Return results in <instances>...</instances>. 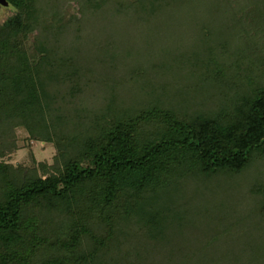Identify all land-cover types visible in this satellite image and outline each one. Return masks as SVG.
<instances>
[{"label": "trees", "instance_id": "obj_1", "mask_svg": "<svg viewBox=\"0 0 264 264\" xmlns=\"http://www.w3.org/2000/svg\"><path fill=\"white\" fill-rule=\"evenodd\" d=\"M7 1L0 20V133L23 127L29 140L53 144L57 153L52 169L40 164L42 173L0 160V264H143L144 249L128 243L133 227L144 242H161L184 223L176 205L186 180L230 178L264 156V0L228 3L215 31L209 24L221 0H148L149 6L138 0L136 8L163 25L140 18L126 32L141 27V40L157 38L155 27L168 34L161 39L170 45L165 59L184 66L191 80L182 100L167 98L168 82L141 87L146 96L130 105L119 104L118 81H109L119 77H110L119 55L109 47L117 28L125 32L116 23H126L125 15L88 35L75 28L76 12L77 23L60 22L67 0ZM109 1L84 0L82 8L98 11ZM170 2L179 8L166 13ZM102 35L109 39L103 49ZM78 37L83 41L75 44ZM132 42L122 44L121 58L132 55ZM135 73L145 71L131 68L122 80L135 81ZM103 82L109 94L100 109L80 101L85 89ZM204 95L215 107L207 108ZM16 148L15 140L5 142L0 157ZM219 233L211 232L205 247L225 231ZM251 249V263L259 264L264 244ZM203 262L211 264V255Z\"/></svg>", "mask_w": 264, "mask_h": 264}, {"label": "rangeland", "instance_id": "obj_2", "mask_svg": "<svg viewBox=\"0 0 264 264\" xmlns=\"http://www.w3.org/2000/svg\"><path fill=\"white\" fill-rule=\"evenodd\" d=\"M137 2L138 0H122L123 6H118L116 0H110L104 7L92 12V10H83L82 5L84 4V0H67L62 9L60 8V15L62 16L60 22H63L64 26L67 22L77 23L78 21L76 22L71 19V14L76 12L80 20L75 25V28L78 25L82 26V31H88L86 33L89 35L90 31L94 29L96 31L108 29L109 26H112L113 22H116L114 18L120 19L125 15L126 23L119 20L116 22L118 26L124 25L125 32L122 31V28H117L118 30L113 35H116V38L110 40L111 42L114 41L115 45L111 43L109 47L110 51H116L119 55L116 58V68H118L113 71L115 75L111 73L110 76L114 77L118 75L119 77L116 80H109L115 84V81H118L116 93L119 104H135L140 96H146L141 87L148 88L149 90L151 86L156 85L158 89L159 85H168V82H172V84L168 86L167 98L169 100H182L180 93L191 80L187 76L188 70L184 66L177 69V64L174 68L173 58L165 59L164 55H166L165 53L170 45L166 44L167 42H161V39H169V35H164L163 32L157 31L156 27L160 26V24L163 25L160 23L159 17L149 14L147 19L148 13L146 14L139 8H136ZM232 2L234 3L232 4ZM220 3H223V5H219L217 8L221 7V9L215 12V16L211 18V24H209L211 27H214L213 31L218 27L220 28V16L223 17L224 10L229 8L227 4L230 3L231 6L235 7L236 2L235 0H221ZM146 6H149L148 0L146 1ZM164 6H166V8L164 7L167 11L166 13L171 12L173 8H179L175 7V2H170L168 6L166 4ZM220 10L224 12L222 13ZM7 13L8 10L5 5L0 3V20ZM151 17L153 18L151 19ZM140 18H146L148 21L151 20L150 23L155 24L158 40L155 37H149L148 40L145 37L143 38L144 41L141 40L139 38V35L142 33V31H139L142 30L141 27L136 28L138 29L137 31L133 29L135 31L126 32V29L129 27L128 24H132V21ZM153 24L151 25L153 26ZM168 31L170 32L169 29ZM131 33L137 35V38L141 40L140 42L144 46L136 42L133 43L134 39L132 38L135 36L132 35L130 37L129 34ZM67 34L69 35L68 38H74L72 36L74 34L73 31H68ZM102 40L103 49V45L109 39L104 36ZM102 40L100 39L101 42ZM129 40H131V45H133L132 55L126 56L127 59L121 58V55H124L125 52L122 44H127ZM81 41H83L82 38L79 39L78 37L73 42L79 44ZM136 45L139 47L137 46L136 48ZM166 61L170 64H167ZM158 65L159 68L156 67ZM160 65H171L170 67L172 68L167 73L162 70ZM135 67L144 70L145 74L140 76L138 73H135L136 80L133 82L122 80V77L127 78V73L131 68ZM178 75L179 78L176 80V76L178 77ZM141 93L143 95H140ZM106 94H109V90L105 82H103L100 88L91 87L85 89V92L80 96V101L86 102L88 106L95 107L97 110L102 107ZM200 98L202 101L207 102V108L215 107L216 100H212L210 96L204 95ZM11 131L12 134L10 135L0 133V146L9 140H15L17 148L14 152H7L3 157H0V160L12 164L14 168L21 166L32 168L35 166L39 170V173L43 171L40 166L41 163L47 164L48 167L51 166L52 169V166L56 163L55 155L57 153V149L53 144L29 140L28 133L23 127H15ZM183 185L176 205L179 212H184V223L182 225H174L166 232L164 240L156 244L144 242L142 237L136 236L134 233L137 231L134 227L128 235V243L141 246L144 249L147 260L143 264H151V262L153 264H206L203 262L205 255H211V264H222L224 258L227 260V263L233 261V264H235L236 261H240L241 264H252L250 261L251 248L261 242L264 244V156L258 157L247 168L233 177L218 176L210 181H203L202 179L192 177L186 180ZM198 192L204 193L206 198L198 195ZM211 224L214 225L212 226ZM217 231H220V233L225 231V234L219 233L220 238L217 242L214 245L210 244L208 247H205L211 235L213 233L216 234ZM258 256L259 264H264V253L262 254L261 252Z\"/></svg>", "mask_w": 264, "mask_h": 264}, {"label": "water", "instance_id": "obj_3", "mask_svg": "<svg viewBox=\"0 0 264 264\" xmlns=\"http://www.w3.org/2000/svg\"><path fill=\"white\" fill-rule=\"evenodd\" d=\"M0 3L2 4V5H8V1L7 0H0Z\"/></svg>", "mask_w": 264, "mask_h": 264}]
</instances>
